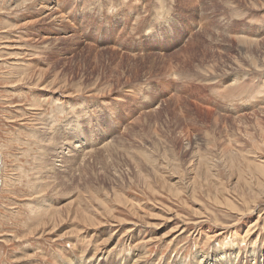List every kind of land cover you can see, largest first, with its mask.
<instances>
[{
    "label": "rangeland",
    "instance_id": "obj_1",
    "mask_svg": "<svg viewBox=\"0 0 264 264\" xmlns=\"http://www.w3.org/2000/svg\"><path fill=\"white\" fill-rule=\"evenodd\" d=\"M263 169L264 0H0V264H264Z\"/></svg>",
    "mask_w": 264,
    "mask_h": 264
},
{
    "label": "bare ground",
    "instance_id": "obj_2",
    "mask_svg": "<svg viewBox=\"0 0 264 264\" xmlns=\"http://www.w3.org/2000/svg\"><path fill=\"white\" fill-rule=\"evenodd\" d=\"M45 3V4H44ZM51 6V7H50ZM41 7L43 8V9H45V10H50L48 13H46L44 16H43V18H47V19H64V14H62L61 12H60V10L59 11H57L58 9H59V6H57L56 5V3H51L50 2V4H46V2H41ZM46 7H48V8H46ZM58 8V9H57ZM57 9V10H56ZM163 13V12H162ZM148 16V15H147ZM144 17V16H143ZM158 17V16H157ZM148 25H150V24H148ZM190 58V57H189ZM190 61V60H189ZM204 71V70H203ZM171 96V95H170ZM199 107V106H198ZM202 107V106H201ZM156 108V107H155ZM154 108V109H155ZM157 109H158V107H157ZM75 146H78V145H75ZM62 147V145H60V146H58V148H61ZM66 150H67V152L65 153V154H67L68 156H75V152H73L72 151V149H69V148H65ZM93 150V149H92ZM91 151V150H90ZM61 153V152H60ZM66 159V157L65 156H61L60 158H59V162H60V164H59V166H61L62 164H63V162L64 161H66L65 160ZM73 159H75V158H73ZM223 160V159H222ZM62 162V163H61ZM223 163V162H222ZM197 164H198V162H197ZM197 165H194V167L192 168L193 170H194V168L196 167ZM201 166V165H200ZM218 166V165H217ZM260 167V166H259ZM261 171V170H260ZM254 173V172H253ZM250 174H252V173H250ZM257 174V173H256ZM262 174V173H261ZM263 174H264V169H263ZM262 174V175H263ZM254 175V174H253ZM259 175V174H258ZM255 176H257V175H255ZM257 178V177H256ZM255 178V179H256ZM260 178V177H259ZM249 179H251V178H249ZM253 179V178H252ZM251 179V180H252ZM259 181H260V179H259ZM256 182V181H255ZM257 183V182H256ZM259 186H260V184H258ZM262 185H264V184H262ZM196 186V185H195ZM258 186V187H259ZM192 187H194V185L192 184ZM263 188V187H262ZM261 188V186H260V189L261 190H263ZM222 189V188H221ZM197 190V189H196ZM202 190V189H201ZM220 190V188H218L217 186H216V188H215V191H216V195H217V193H218V191ZM223 190V189H222ZM261 190L259 191V193L261 192ZM193 191H194V189H193ZM210 191V190H209ZM211 192V191H210ZM223 192V191H222ZM263 193V192H262ZM210 196V193H207V196ZM263 195V194H262ZM258 196V195H257ZM243 197H244V195H243ZM242 197V198H243ZM258 197H260V196H258ZM236 199V198H235ZM263 199V198H262ZM255 200V199H254ZM256 200H258V199H256ZM221 201V200H220ZM219 202V201H218ZM220 203H222V202H220ZM257 203H259L258 201H256L255 202V204H254V206L257 204ZM226 204L228 205V203L226 202ZM223 205V204H222ZM229 207V206H228ZM231 208V207H230ZM254 208V207H253ZM253 208H252V210L250 211V212H253ZM234 209V208H233ZM236 209V208H235ZM230 210V209H229ZM238 210V209H237ZM238 212H239V214L241 213H243L241 210H238ZM235 213V212H234ZM209 215V214H208ZM170 217V216H169ZM166 218L167 217H165V220H166ZM172 219V218H171ZM170 218H168L167 219V221H169V220H171ZM206 221V220H205ZM258 221V220H257ZM201 222H203V221H199L198 222V224H200ZM254 224V223H253ZM148 224H146V226H147ZM151 225H153V224H151ZM222 229V228H221ZM133 229H131V231H132ZM130 231V232H131ZM199 231V230H198ZM249 231H250V229H249ZM249 231H246L247 233L249 232ZM128 232V231H127ZM129 232V233H130ZM201 232V234L202 233H204L203 231H202V229L199 231V233ZM221 233V232H220ZM207 238H209V237H207ZM140 248V247H139ZM97 259V258H96Z\"/></svg>",
    "mask_w": 264,
    "mask_h": 264
}]
</instances>
